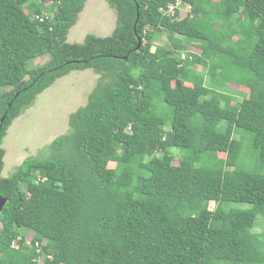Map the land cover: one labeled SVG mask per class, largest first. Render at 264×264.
I'll list each match as a JSON object with an SVG mask.
<instances>
[{
    "label": "trees",
    "instance_id": "obj_1",
    "mask_svg": "<svg viewBox=\"0 0 264 264\" xmlns=\"http://www.w3.org/2000/svg\"><path fill=\"white\" fill-rule=\"evenodd\" d=\"M105 1L112 35L69 44L86 0H0V264H264V0ZM85 69L100 78L50 158L3 178L13 122Z\"/></svg>",
    "mask_w": 264,
    "mask_h": 264
},
{
    "label": "rangeland",
    "instance_id": "obj_2",
    "mask_svg": "<svg viewBox=\"0 0 264 264\" xmlns=\"http://www.w3.org/2000/svg\"><path fill=\"white\" fill-rule=\"evenodd\" d=\"M186 8L183 6L180 8L183 17L186 15ZM116 22L117 12L108 2L105 0H86L84 9L79 14L76 24L68 33L67 42L69 44H82L88 35L109 37L115 29ZM170 35L166 31L157 32L153 45L172 49ZM176 38L183 41L181 37L176 36ZM184 43L187 46L188 54H200L197 44ZM48 61V56L38 58L34 61L33 66H42ZM191 66L201 72V68H198L197 65L191 64ZM99 78L100 76L92 69L76 70L68 73L41 93L35 103L13 122L1 145V148L5 151L3 178L9 177L28 157L50 158V151L47 146L55 138L67 133L70 115L87 104L88 95L96 87ZM206 79L208 80L207 77ZM227 92L236 96L238 101H242L249 93L247 88L234 84L227 85ZM234 138L238 139L239 137L235 135ZM219 157L225 158L226 155L220 153ZM109 167L113 168L115 164L110 163ZM231 206L236 208L246 207L243 204H231ZM208 208L213 210L214 203L211 202ZM254 230L264 235L263 217L257 218ZM21 233L26 234L28 242L31 240L32 232L22 230ZM42 260L40 259L39 264H42Z\"/></svg>",
    "mask_w": 264,
    "mask_h": 264
},
{
    "label": "built area",
    "instance_id": "obj_3",
    "mask_svg": "<svg viewBox=\"0 0 264 264\" xmlns=\"http://www.w3.org/2000/svg\"><path fill=\"white\" fill-rule=\"evenodd\" d=\"M180 5H181L180 2H177V3H175V4H170V5L167 7V9L162 8L161 11H162L163 13H165V14L173 15L174 12H175V9H176V8H179ZM41 20H42V18H41Z\"/></svg>",
    "mask_w": 264,
    "mask_h": 264
},
{
    "label": "water",
    "instance_id": "obj_4",
    "mask_svg": "<svg viewBox=\"0 0 264 264\" xmlns=\"http://www.w3.org/2000/svg\"><path fill=\"white\" fill-rule=\"evenodd\" d=\"M138 41H139V43H138V48H139V47L141 46V44H142V40L139 39ZM6 203H7V200L4 199V198L0 195V212L4 209Z\"/></svg>",
    "mask_w": 264,
    "mask_h": 264
}]
</instances>
